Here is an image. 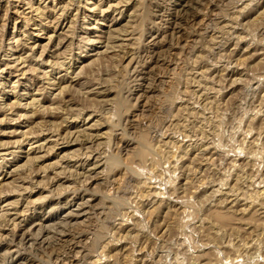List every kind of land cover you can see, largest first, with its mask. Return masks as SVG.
Wrapping results in <instances>:
<instances>
[{
	"label": "rangeland",
	"instance_id": "1",
	"mask_svg": "<svg viewBox=\"0 0 264 264\" xmlns=\"http://www.w3.org/2000/svg\"><path fill=\"white\" fill-rule=\"evenodd\" d=\"M27 1L0 0V264H264V0Z\"/></svg>",
	"mask_w": 264,
	"mask_h": 264
},
{
	"label": "bare ground",
	"instance_id": "2",
	"mask_svg": "<svg viewBox=\"0 0 264 264\" xmlns=\"http://www.w3.org/2000/svg\"><path fill=\"white\" fill-rule=\"evenodd\" d=\"M27 2L30 3V0H28ZM29 3H27V4H29ZM64 5H65V4H64ZM29 6H30V5H29ZM66 6H67V5H66ZM31 7H32V4H31ZM44 9H45V8H44ZM62 9H63V8H62ZM62 9H61V10H62ZM35 10H39V6L36 7ZM41 10H42V8H41ZM44 11H46V9H45ZM44 11H43V12H44ZM38 13H39V12H38ZM61 13H62V12H61ZM43 15H44V14H43ZM25 18H26L27 20H30V18H32V16H26ZM56 18H57V16H56ZM56 18H55V19H56ZM28 22H29V21H28ZM105 48H106V47H105ZM20 57H21V56H20ZM22 58H23V57H22ZM22 58H20V59H22ZM19 61H20V60H19ZM60 89H61V88H60ZM61 91H63V90H61ZM33 99H34V98H33ZM41 145H42V144H41ZM3 158H4V157H3ZM258 194H259V193H258ZM255 197H256V196H255ZM262 259H263V258H262Z\"/></svg>",
	"mask_w": 264,
	"mask_h": 264
}]
</instances>
